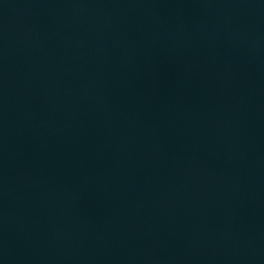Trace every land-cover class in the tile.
I'll return each instance as SVG.
<instances>
[{
    "label": "water",
    "instance_id": "95a60500",
    "mask_svg": "<svg viewBox=\"0 0 264 264\" xmlns=\"http://www.w3.org/2000/svg\"><path fill=\"white\" fill-rule=\"evenodd\" d=\"M0 264H264V0H0Z\"/></svg>",
    "mask_w": 264,
    "mask_h": 264
}]
</instances>
